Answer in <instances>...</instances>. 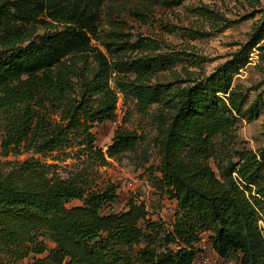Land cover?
I'll use <instances>...</instances> for the list:
<instances>
[{"label":"rangeland","instance_id":"374dc122","mask_svg":"<svg viewBox=\"0 0 264 264\" xmlns=\"http://www.w3.org/2000/svg\"><path fill=\"white\" fill-rule=\"evenodd\" d=\"M40 19L42 22L16 21V26L26 28V37L14 40L11 46L25 47L40 35L63 28L62 23L46 16ZM263 22L264 0H106L98 35L91 39L92 50L63 61L73 80L69 101L79 104L84 96V103L96 108L102 94L88 95L87 85L100 69L96 55H105L109 84L117 97L115 119L90 124L92 147L83 127L71 131L65 146L54 151L40 153L23 146L14 154L3 148L5 113L0 110V180L31 187L66 183L87 193L115 186L118 197L97 211L82 200H71L54 217L27 209H0V220L25 239V244L34 247L38 242L44 249L12 264H145L139 257L144 249L163 253L183 246L180 240L168 242L181 212L162 183V155L157 142L169 109L160 103L143 105L134 87L151 90L157 84H169L176 89L208 77L245 45ZM4 48L0 45V51ZM248 54L249 63L234 76V84L245 93V114L238 117L233 131L216 132L208 160L220 179H224V168L245 159L250 151L264 163V37ZM151 59L158 67L153 74L144 75L141 64ZM62 115V110L50 111L53 123L66 124ZM117 130L136 133L139 141L132 149L110 158L106 151ZM98 150L106 154V162ZM24 162L44 165L45 180L36 179L38 176L24 167ZM262 181L264 184V167ZM68 222L97 223L99 235L78 243L67 234ZM260 226L264 233V216ZM124 228L138 234L135 243L113 239ZM211 234L198 231L200 241L194 247L200 252L195 264H239L240 254L230 259L216 254L209 240Z\"/></svg>","mask_w":264,"mask_h":264},{"label":"trees","instance_id":"16d2710c","mask_svg":"<svg viewBox=\"0 0 264 264\" xmlns=\"http://www.w3.org/2000/svg\"><path fill=\"white\" fill-rule=\"evenodd\" d=\"M105 1L4 0L0 4V45L5 46L0 51V110L5 113L3 148L6 153L17 154L23 146L40 153L54 151L65 146L71 131L83 127L92 147L90 124L115 119L117 97L109 84V63L105 55L101 52L96 55L100 69L92 84L87 85L88 95L102 94L96 108H89L84 96L79 104L69 101L73 80L63 61L68 56L92 50L91 39L98 35ZM42 16L62 23L63 28L44 33L25 47H12L14 40L26 37V28L16 26V21L42 22ZM263 37L264 22L230 59L190 86L172 89L169 84H157L151 90L134 87L143 105L160 103L169 109L163 122L166 126L157 142L162 155V183L181 212L168 242L183 243L178 249L163 253L140 251V260L145 264H195L200 252L194 247L200 241L198 231L212 233L209 240L221 258L240 254L239 264H264V233L260 226L264 216V163L250 151L245 159L224 168V179L218 178L208 164L216 132L233 131L238 117L245 114V93L240 85L234 84V76L249 63V50ZM141 67L144 75H150L158 63L154 59L146 60ZM51 110H62V122L66 124L53 123ZM138 141L136 133L117 130L106 154L116 157L132 149ZM98 152L106 162V154ZM23 165L38 176L36 179L45 180L42 179L44 165L34 162ZM117 197L115 186L103 192L87 193L79 186L66 183L31 187L0 180V209H27L45 217L59 215L64 204L71 200H82L97 211ZM66 231L83 244L98 237L99 225L68 222ZM113 236L125 244H133L138 238V234L126 228ZM43 251L38 242H34V247L25 244V239L0 220V264H12L30 252Z\"/></svg>","mask_w":264,"mask_h":264}]
</instances>
